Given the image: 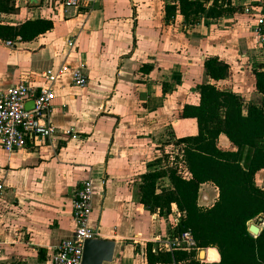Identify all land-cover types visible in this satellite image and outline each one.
I'll list each match as a JSON object with an SVG mask.
<instances>
[{"label":"crops","instance_id":"obj_1","mask_svg":"<svg viewBox=\"0 0 264 264\" xmlns=\"http://www.w3.org/2000/svg\"><path fill=\"white\" fill-rule=\"evenodd\" d=\"M177 2L87 0L74 9L63 0H15V12L3 16L17 24L24 17L52 23L50 31L11 49L0 41V93L19 81L49 87L54 98L46 120L60 133L10 155L0 150V264H42L61 240L71 239V199L86 179L93 185L92 221L102 239L119 244L111 264H146L143 242L166 231L159 211L139 203V185L169 148L178 153L173 165L182 167V145L175 141L197 133L194 119L181 118L183 107L197 105L207 83L236 93L244 104H264L252 74L264 67V26L255 31L258 19L264 21V0H230L233 13L203 17L194 26L178 10L164 21L165 6L177 9ZM212 57L228 66L226 79L214 82L205 74L203 63ZM73 70L86 77L84 88L72 85ZM32 107L31 100L24 104L26 111ZM69 129L76 139L64 136ZM216 146L235 151L224 135ZM254 183L264 187V169ZM217 198L212 183L200 185L199 207L210 208ZM175 210L172 204L173 217ZM202 250L200 264L219 263L217 249Z\"/></svg>","mask_w":264,"mask_h":264},{"label":"trees","instance_id":"obj_2","mask_svg":"<svg viewBox=\"0 0 264 264\" xmlns=\"http://www.w3.org/2000/svg\"><path fill=\"white\" fill-rule=\"evenodd\" d=\"M204 3L178 0L177 9L165 6L164 21L168 22L178 10L184 22L194 26L203 17L219 18L237 10L230 0H213L208 8ZM15 10V0H0V15ZM51 29L47 19L0 24V41L19 38L20 42H31ZM261 32L264 35V27ZM203 69L214 82L228 76V66L217 58H207ZM252 74L255 90L264 97V67L252 70ZM181 118L194 119L197 126L196 135L175 141L182 145L181 168L189 177L183 178L177 167L146 173L139 185V203L149 213L158 210L159 214H169L174 204L182 216L173 233L189 232L197 248L217 249L218 264H264V187L254 183L255 173L264 169V106L244 104L236 93L207 83L200 86L198 104L185 105ZM220 135L235 151L217 148ZM161 162L158 158L157 163ZM163 178L170 189L156 193L157 182ZM208 182L217 188L218 198L205 209L197 205V198L200 185ZM251 222L260 227L255 237L248 232ZM150 249L148 242L144 250L146 264H200L194 250L152 254Z\"/></svg>","mask_w":264,"mask_h":264},{"label":"built area","instance_id":"obj_3","mask_svg":"<svg viewBox=\"0 0 264 264\" xmlns=\"http://www.w3.org/2000/svg\"><path fill=\"white\" fill-rule=\"evenodd\" d=\"M87 0H63V5L68 8L78 9L82 2ZM254 9H251L253 11ZM249 9H245L248 13ZM256 32L264 26L263 18L257 22ZM15 41H20L16 38ZM15 41L3 42L6 48H13ZM71 46V43L68 44ZM72 85L84 88L87 84L86 77L79 70L70 73ZM45 79L51 81L53 78L47 72ZM54 94L49 87H35L27 81H19L9 89L0 93V150L6 155L25 149L30 143L36 141H54L60 133L54 126L47 122L51 102ZM31 100L33 107L26 111L24 104ZM64 136L76 139L73 129L63 131ZM184 177L189 175L184 170ZM2 185H0V192ZM93 185L90 179L82 181L75 190L71 199L73 237L61 240L54 247L49 257L50 264H81L84 242L93 239H102L99 225L92 221L93 214ZM182 214L174 211V221L177 223ZM175 223V225H176ZM151 242V253H169L175 251H191L198 253L196 243L189 232L181 234H157ZM203 263V261H200ZM175 264V263H171Z\"/></svg>","mask_w":264,"mask_h":264},{"label":"water","instance_id":"obj_4","mask_svg":"<svg viewBox=\"0 0 264 264\" xmlns=\"http://www.w3.org/2000/svg\"><path fill=\"white\" fill-rule=\"evenodd\" d=\"M248 232L255 237L259 233V228L255 224H251L248 227ZM118 248L119 244L115 241L105 239L87 240L84 242L81 264H111ZM204 254V250H200L198 258L203 260Z\"/></svg>","mask_w":264,"mask_h":264},{"label":"rangeland","instance_id":"obj_5","mask_svg":"<svg viewBox=\"0 0 264 264\" xmlns=\"http://www.w3.org/2000/svg\"><path fill=\"white\" fill-rule=\"evenodd\" d=\"M4 15H6V14H3V15H0V24H3V25H13V24H17L18 22L17 21H14V20H9L8 18H6V17H3ZM16 19H18V20H21L19 17L18 18H16ZM27 19V17H24V19H22V21L23 20H26ZM15 41V40H14ZM247 96H249V95H247ZM249 98L251 99V101L253 102V103H255V104H257V103H259V102H261L260 101V97H258L257 95H254L253 97H251V96H249ZM263 99H264V97H263ZM258 105V104H257ZM263 106H264V104H262ZM162 143H160V145H161ZM168 153L166 154V155H163V156H161L160 158H161V163L159 164V168H161V167H168L167 165H169L168 163H170V164H172L171 165V167H177V170H179V172L181 173V176L182 177H184L185 175H184V172L182 171V168L180 167V166H175V165H173V163L175 162V164H177L178 165V163H177V161H179V159H178V157L176 158V155L178 154L176 151H177V149L175 150L174 148H169L168 150ZM175 159H176V161H175ZM168 162V163H167ZM180 163V162H179ZM186 177L188 178L189 177V175H186ZM157 189L158 190H165V189H168V184H167V181H166V179L165 180H161V181H159L158 182V184H157ZM150 220L152 221V222H150L151 224L153 223V221H154V218H153V214H150ZM161 216H162V219L164 220L163 222V224H164V226H163V228H165V231L167 232L168 231V233L169 234H171L172 233V231L174 230V228H175V221H174V217L172 216V212L170 211V213L168 214V213H165V212H163L162 214H161ZM147 220L149 221V218H147ZM254 223V222H253ZM144 224H145V222H144ZM162 225V224H161ZM153 225H151V229L153 228L152 227ZM153 230V229H152ZM150 241V240H149ZM148 243V241L147 242H143V245L141 246L142 247V257L144 258V250H145V247H146V244ZM138 251H139V249H138ZM138 255H140V253L138 252ZM48 258V257H47ZM144 262V261H143ZM42 264H50V262H49V259L48 260H46L45 262H43ZM138 264H142V262H140V260H139V263Z\"/></svg>","mask_w":264,"mask_h":264}]
</instances>
